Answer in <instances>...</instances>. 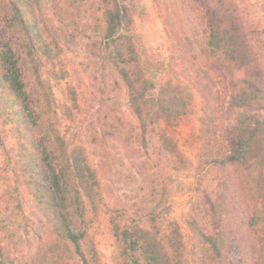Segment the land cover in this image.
Instances as JSON below:
<instances>
[{
	"label": "trees",
	"instance_id": "16d2710c",
	"mask_svg": "<svg viewBox=\"0 0 264 264\" xmlns=\"http://www.w3.org/2000/svg\"><path fill=\"white\" fill-rule=\"evenodd\" d=\"M138 1L0 0V98L28 142L20 157L38 221L76 264H100L90 231L99 215V176L84 144L117 139L138 177L135 219L110 220L119 264H170L160 231L165 187L150 141L156 132L160 142L170 138L168 126L190 119L197 93L204 101L201 145L183 215L190 260L264 264V4L258 26L237 0H179L193 24L190 32L175 31L184 75L164 76L134 30ZM60 41L83 45L97 64L93 121L68 103L76 104L74 90L61 98L43 81ZM56 73L63 79L66 71ZM53 120L66 128L77 120L76 127L68 135ZM0 150L8 156L1 131ZM39 253L26 264H38ZM0 264L22 262L0 243Z\"/></svg>",
	"mask_w": 264,
	"mask_h": 264
},
{
	"label": "rangeland",
	"instance_id": "374dc122",
	"mask_svg": "<svg viewBox=\"0 0 264 264\" xmlns=\"http://www.w3.org/2000/svg\"><path fill=\"white\" fill-rule=\"evenodd\" d=\"M237 1L248 21L261 26L264 0ZM178 28H186L189 32L193 28L179 0L138 1L134 30L164 76L179 74L185 68L178 58L179 49L175 40ZM54 54V66L50 73H45L44 83H50L54 93L61 98L67 97L63 92L66 89L74 90L76 107L71 101L68 103L74 111L80 112L77 114L79 117L86 116V121H93L99 100L98 73H95L97 64L86 55L83 45L60 41V47L55 48ZM56 70H65V77L60 79ZM126 102L127 98L123 100L125 109ZM193 103L189 120L176 128L168 126L166 133L170 138L160 142L156 132L150 141L149 155L157 163L165 187L160 231L169 250L170 264H193L189 255L190 234L183 215L194 192L196 158L201 145L198 119L203 115L204 101L195 93ZM53 121L70 135L77 120H70L68 128L57 120ZM0 131L8 154L0 150V243L7 247L10 254L19 257L22 264H26L36 252H40L38 264H76L71 249L57 242L49 227L38 221L40 211L31 185L23 178L25 172L20 157L28 142L17 116L8 110L1 98ZM162 143L165 145L163 149L160 147ZM84 145L99 176L100 208L90 229L92 242L100 253V264H119L110 220L115 218L120 223H129L135 219L130 206L136 196L137 172L129 167L125 149L119 140L97 138ZM39 234L42 239L38 238Z\"/></svg>",
	"mask_w": 264,
	"mask_h": 264
}]
</instances>
